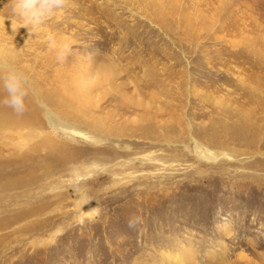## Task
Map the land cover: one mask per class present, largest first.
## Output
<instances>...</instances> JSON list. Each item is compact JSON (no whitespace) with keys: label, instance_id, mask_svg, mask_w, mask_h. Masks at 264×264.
Returning <instances> with one entry per match:
<instances>
[{"label":"rangeland","instance_id":"rangeland-1","mask_svg":"<svg viewBox=\"0 0 264 264\" xmlns=\"http://www.w3.org/2000/svg\"><path fill=\"white\" fill-rule=\"evenodd\" d=\"M0 60L33 85L0 264H264V0H69L32 35L0 0Z\"/></svg>","mask_w":264,"mask_h":264},{"label":"clouds","instance_id":"clouds-1","mask_svg":"<svg viewBox=\"0 0 264 264\" xmlns=\"http://www.w3.org/2000/svg\"><path fill=\"white\" fill-rule=\"evenodd\" d=\"M68 3L69 0H9L12 14L19 18L29 35ZM32 91L33 85L24 72L12 63L0 60V105L23 115L27 111L26 100ZM138 222V218L133 216L129 226L134 227Z\"/></svg>","mask_w":264,"mask_h":264},{"label":"bare ground","instance_id":"bare-ground-1","mask_svg":"<svg viewBox=\"0 0 264 264\" xmlns=\"http://www.w3.org/2000/svg\"><path fill=\"white\" fill-rule=\"evenodd\" d=\"M48 113H49V111H48ZM176 257H177V258L174 257V260H175L177 263L180 264V262H182L183 259H181V257H180L179 254H177Z\"/></svg>","mask_w":264,"mask_h":264}]
</instances>
